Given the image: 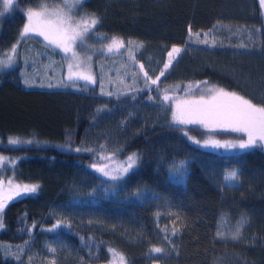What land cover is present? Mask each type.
<instances>
[{"label":"trees","instance_id":"16d2710c","mask_svg":"<svg viewBox=\"0 0 264 264\" xmlns=\"http://www.w3.org/2000/svg\"><path fill=\"white\" fill-rule=\"evenodd\" d=\"M38 1L0 3V59L20 40L0 65V157L10 161L1 175L38 186L7 203L0 264H104L112 253L126 264H264V145L197 144L199 128L171 122L170 107L199 83L264 104L259 0H82L73 16L99 23L79 51L124 42L89 54L90 81L66 79L63 55L43 37L20 39ZM173 47L181 51L160 76ZM133 154L117 179L97 170ZM229 169L232 185L222 182ZM222 216L245 219L239 239L215 236Z\"/></svg>","mask_w":264,"mask_h":264},{"label":"snow or ice","instance_id":"6c2138e0","mask_svg":"<svg viewBox=\"0 0 264 264\" xmlns=\"http://www.w3.org/2000/svg\"><path fill=\"white\" fill-rule=\"evenodd\" d=\"M64 8L50 7L47 0H40V3L34 8H28L26 10L27 23L24 24L22 31L19 34L20 39L25 38L31 33L38 36H42L45 41L50 45H54L59 48L65 54H72V62L68 64L69 75L68 79L72 80L74 77L83 80H92V77L85 75L79 71L82 66V62L77 53L73 49V45L77 41H82L85 34L89 30L99 23V20L95 15L81 18L79 20L73 19L69 14L71 8L74 7L80 0H63ZM261 8H264V0H259ZM14 4V0H3L4 9H9ZM67 8V11L65 10ZM3 15V12H0ZM191 34V28H189ZM199 36V33H196ZM206 35V34H205ZM20 40H17L16 44H13L10 51L13 55H8L6 59H0V65L5 63H11L13 56L17 51V46ZM123 47L124 42L116 38H113L112 43L108 45V50L112 51L114 47ZM181 49L173 47L168 52V63L164 64V68L160 71V76H164L165 71L171 66L174 54H178ZM73 67L77 69L73 72ZM143 68V65H141ZM147 76V73H145ZM160 76L153 80L155 84L160 79ZM94 82V81H93ZM43 86V85H41ZM52 85H49L51 87ZM68 86V85H64ZM151 99V97H150ZM165 101L169 100L167 95L163 98ZM172 122L179 125L199 124L206 128H222L237 133H243L247 139H239L237 142L226 141L223 144L219 140H206L205 146L212 145L213 147H225V148H240L247 149L257 145L258 142H264V104L253 103L251 99H246L243 96L237 95L234 92H227L224 89H209L208 96H200L198 99L182 100L176 104L175 110L172 112ZM187 135V132H185ZM189 139H194L189 137ZM199 144V140H194ZM11 144L19 143L18 140H10ZM76 151H81L77 148ZM4 160L0 157V163ZM136 163L135 154L128 157V166L123 169L127 172L129 168ZM103 171V169H97ZM108 175L107 172L104 173ZM227 178L237 179V173L235 171L229 173ZM112 179H117L113 176ZM38 189L37 185H19L13 184L12 181H8L7 188L0 184V219L7 207V203L16 197L21 195L35 193ZM0 223V227H2ZM56 227V226H54ZM218 235H221L218 233ZM239 238V228L236 233L233 234L232 239ZM55 251V249H50ZM110 251H114L111 250ZM154 253H162L164 249L160 247H153L151 249ZM119 256L121 264H123L122 254L115 253Z\"/></svg>","mask_w":264,"mask_h":264},{"label":"rangeland","instance_id":"374dc122","mask_svg":"<svg viewBox=\"0 0 264 264\" xmlns=\"http://www.w3.org/2000/svg\"><path fill=\"white\" fill-rule=\"evenodd\" d=\"M81 1L82 0H80V2ZM0 3L2 4V7L4 9L3 0H0ZM39 3H40V1H38L35 5H32L31 7H28V8H34ZM47 3L50 5V7H54V8H64L65 7L63 0H47ZM74 7L71 8L72 11H73ZM27 9L24 10V13H26ZM65 10L67 11V8H65ZM72 11H70L69 14L75 20H79L81 18H86V17L90 16V15H85V16L82 15L81 17L80 16H73L74 13ZM25 23H27L26 14H25ZM29 35L38 36L34 33H31ZM40 37H42V36H40ZM84 39H85V37H84ZM84 39L82 41H77L76 44L73 45V49L77 53L78 57L80 58V61L82 62V66L79 69V71L83 72L85 75H88V73H89V70L87 68V63L90 62V57L93 53H100L101 55H104V54L115 52L117 50L122 49V47L117 46V47H114L112 51H109L108 45H110L112 43V40H113V38H111L107 41V43H105L104 45H102L101 47H99L97 49H94V48L91 49V47H89L88 45H86V46L84 45V46H82V48L79 51L77 46L85 44V43H83ZM118 40H120V39H118ZM89 48L91 49V52L88 51ZM56 49H58L60 51V54L63 55V57H64V62H65L64 77L66 79H68V75H69L68 64H69V62H72V54L71 53L65 54L64 52H62L61 49H59V48H56ZM89 54H91V55H89ZM174 56H176V54H174ZM76 71H77V69L75 67H73V72H76ZM74 78H76V77H74ZM83 81H89V80H83ZM213 88L221 89V88H218L212 84L210 85V84H206V83H199L197 85H194V86L188 88L185 95H178V96L170 97L171 114L175 110L176 104L178 102L185 100V99H187V100L198 99L202 95L205 96V98H207L209 89H213ZM171 122H172V120H171ZM188 125H191V126L193 125L196 128H199L198 135L197 136L191 135V137L194 138V140H199L203 144H204V141H206V140H219L223 144L226 141L237 142L239 139H247L246 135L243 133H237V132H233V131L222 129V128H206V127L199 125V124H188ZM228 133H232L235 136H232V137L227 136ZM241 135H244V137ZM261 143L264 145V142H261ZM207 146L211 149H217L220 151H224L227 149L232 150V151L240 150V148H238V147L237 148H225V147L217 148V147H213L210 144ZM1 157H3L4 160L2 163H0V184H2L5 188H7L8 181H12L13 184L28 185V184L17 183L15 181H13L11 177H6V176L1 175V171L3 170V165L10 164L9 159L6 156L3 155ZM128 157L129 156H126L122 160H113V161L107 163L106 165H102V166L100 165V166H96V167H97V169H103V171H99V173H101L103 175H105L104 173L107 172L108 175H105V176H108V177L119 176L124 172L123 169L128 166V164H127ZM233 171L236 172L235 169H229V170H225L223 172V175H222V182L223 183L232 185V184H235L237 182V179L227 178L229 176V173H231ZM21 196H23V195H21ZM244 223H245V219L242 218L237 222L236 225H230L228 222L227 216H222L218 222L215 236L218 239L237 240V239H232V236L234 233H236L237 229L239 228V237H240L241 229H242V226ZM218 233H220L221 235H218ZM104 264H121V261L119 259V256L115 255V253H112L110 256V259ZM123 264H126L124 259H123Z\"/></svg>","mask_w":264,"mask_h":264}]
</instances>
